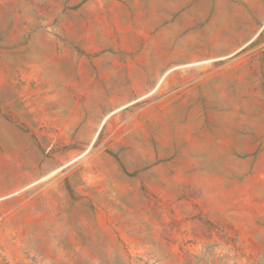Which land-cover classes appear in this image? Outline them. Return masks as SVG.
<instances>
[{
  "label": "rangeland",
  "instance_id": "1",
  "mask_svg": "<svg viewBox=\"0 0 264 264\" xmlns=\"http://www.w3.org/2000/svg\"><path fill=\"white\" fill-rule=\"evenodd\" d=\"M0 264H264V0H0Z\"/></svg>",
  "mask_w": 264,
  "mask_h": 264
}]
</instances>
